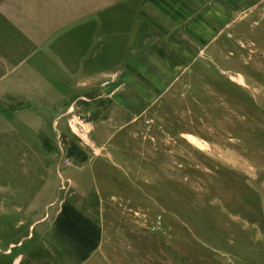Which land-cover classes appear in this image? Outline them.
I'll return each instance as SVG.
<instances>
[{
	"label": "rangeland",
	"instance_id": "374dc122",
	"mask_svg": "<svg viewBox=\"0 0 264 264\" xmlns=\"http://www.w3.org/2000/svg\"><path fill=\"white\" fill-rule=\"evenodd\" d=\"M240 9L0 0V264H264V0Z\"/></svg>",
	"mask_w": 264,
	"mask_h": 264
},
{
	"label": "crops",
	"instance_id": "0c3cea01",
	"mask_svg": "<svg viewBox=\"0 0 264 264\" xmlns=\"http://www.w3.org/2000/svg\"><path fill=\"white\" fill-rule=\"evenodd\" d=\"M252 0H213V31L224 30L225 23H233L235 13ZM149 38H146V42Z\"/></svg>",
	"mask_w": 264,
	"mask_h": 264
}]
</instances>
